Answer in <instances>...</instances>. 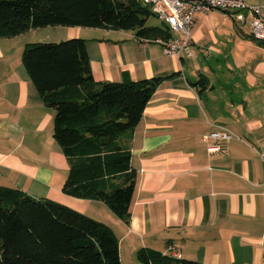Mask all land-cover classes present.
Listing matches in <instances>:
<instances>
[{"label": "crops", "instance_id": "obj_1", "mask_svg": "<svg viewBox=\"0 0 264 264\" xmlns=\"http://www.w3.org/2000/svg\"><path fill=\"white\" fill-rule=\"evenodd\" d=\"M191 35V56L180 58L132 31L47 26L0 38V186L105 224L120 264H138L142 248L202 264H264V42L218 10L197 15ZM75 38L95 82L162 78L120 139L136 173L127 223L102 202L62 192L69 164L53 139L54 111L22 63L26 45ZM219 132L231 140L204 141Z\"/></svg>", "mask_w": 264, "mask_h": 264}, {"label": "trees", "instance_id": "obj_2", "mask_svg": "<svg viewBox=\"0 0 264 264\" xmlns=\"http://www.w3.org/2000/svg\"><path fill=\"white\" fill-rule=\"evenodd\" d=\"M139 0H0V38L47 26L132 31L167 38ZM22 63L54 111L53 139L69 164L62 192L99 201L128 222L136 173L121 144L140 121L162 78L95 82L85 41L29 44ZM118 239L105 224L66 206L0 186V264H120ZM138 264H202L142 248Z\"/></svg>", "mask_w": 264, "mask_h": 264}, {"label": "built area", "instance_id": "obj_3", "mask_svg": "<svg viewBox=\"0 0 264 264\" xmlns=\"http://www.w3.org/2000/svg\"><path fill=\"white\" fill-rule=\"evenodd\" d=\"M142 5L148 6L152 15L164 26L168 33L167 38L145 39L136 38L143 43L154 42L160 44L165 56L190 57L192 29L197 15L213 10L227 14L234 25L241 30L245 24L250 26V36L257 42H264V5L252 6L242 0H139ZM228 132L212 133L205 137L216 140H231ZM214 147H208V152ZM264 168V154L259 155ZM173 256L176 250H171Z\"/></svg>", "mask_w": 264, "mask_h": 264}, {"label": "rangeland", "instance_id": "obj_4", "mask_svg": "<svg viewBox=\"0 0 264 264\" xmlns=\"http://www.w3.org/2000/svg\"><path fill=\"white\" fill-rule=\"evenodd\" d=\"M147 25H149V26H160L161 23L154 16H151L147 22Z\"/></svg>", "mask_w": 264, "mask_h": 264}]
</instances>
